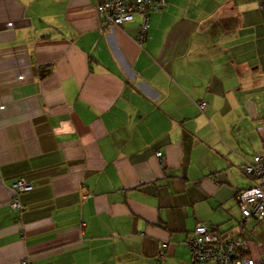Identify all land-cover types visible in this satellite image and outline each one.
Returning <instances> with one entry per match:
<instances>
[{
  "label": "crops",
  "instance_id": "crops-1",
  "mask_svg": "<svg viewBox=\"0 0 264 264\" xmlns=\"http://www.w3.org/2000/svg\"><path fill=\"white\" fill-rule=\"evenodd\" d=\"M97 1L0 0V264H193L195 227L232 229L253 185L264 0H169L142 43Z\"/></svg>",
  "mask_w": 264,
  "mask_h": 264
},
{
  "label": "built area",
  "instance_id": "built-area-1",
  "mask_svg": "<svg viewBox=\"0 0 264 264\" xmlns=\"http://www.w3.org/2000/svg\"><path fill=\"white\" fill-rule=\"evenodd\" d=\"M168 3L169 0H98L95 9L102 32L133 22L136 16H141L138 40L142 43L150 29L151 15L162 11ZM199 107L204 111L208 104L201 102ZM258 130L264 131V120ZM157 157L161 160L163 153H157ZM242 172L252 179L253 185L239 191L236 196L241 213L237 229L210 230L205 225L198 224L186 241L193 264H264V253L255 250L256 242L247 234L251 227L256 232L264 224V153L246 160ZM33 188L24 179L17 180L12 186L10 207L19 213V220H22L25 211L20 195L32 191ZM166 249L167 244L164 243L158 253L159 262L163 260ZM22 264L31 263L29 259H25Z\"/></svg>",
  "mask_w": 264,
  "mask_h": 264
},
{
  "label": "rangeland",
  "instance_id": "rangeland-1",
  "mask_svg": "<svg viewBox=\"0 0 264 264\" xmlns=\"http://www.w3.org/2000/svg\"><path fill=\"white\" fill-rule=\"evenodd\" d=\"M251 186H252V184H251ZM238 209H239V211H238V218L235 220H233V221H231V225H233V230L235 231L236 229H237V227H238V221H239V219H240V215H241V213H240V208H239V205H238ZM255 223H253V225H254ZM257 230L258 231H260V230H264V224H262L261 226H259L258 228H257ZM253 231V232H252ZM247 234L249 235V236H251L252 238H255V235H254V230H252V227L249 229V231L247 232Z\"/></svg>",
  "mask_w": 264,
  "mask_h": 264
},
{
  "label": "trees",
  "instance_id": "trees-1",
  "mask_svg": "<svg viewBox=\"0 0 264 264\" xmlns=\"http://www.w3.org/2000/svg\"><path fill=\"white\" fill-rule=\"evenodd\" d=\"M255 241V240H254Z\"/></svg>",
  "mask_w": 264,
  "mask_h": 264
}]
</instances>
